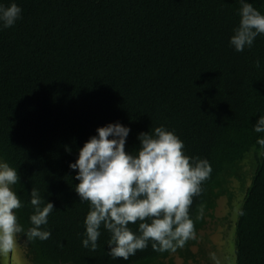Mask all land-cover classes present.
<instances>
[{"label":"trees","instance_id":"1","mask_svg":"<svg viewBox=\"0 0 264 264\" xmlns=\"http://www.w3.org/2000/svg\"><path fill=\"white\" fill-rule=\"evenodd\" d=\"M10 2L22 12L0 29V158L17 168L13 190L24 206L16 214L25 230L32 187L54 204L42 226L48 239L17 234L23 257L31 264H165L189 253L196 238L175 252L149 244L112 259L103 228L95 251L82 247L89 208L73 191L78 181L68 165L98 127L119 122L130 129L126 151L136 150L139 133L164 125L186 155L209 161L211 174L189 208L196 234L238 181L235 264H264V149L256 144L264 133L252 131L264 116V35L242 52L229 46L239 0H0ZM248 2L264 13V0Z\"/></svg>","mask_w":264,"mask_h":264},{"label":"clouds","instance_id":"2","mask_svg":"<svg viewBox=\"0 0 264 264\" xmlns=\"http://www.w3.org/2000/svg\"><path fill=\"white\" fill-rule=\"evenodd\" d=\"M239 3V21L229 38V46L236 52L251 48L255 38L264 35V13L248 0ZM21 12L15 2L0 4V29L12 27ZM252 131L264 133V116H259ZM129 132L119 122L98 127L68 165L78 181L73 191L89 208L81 245L95 251L103 228L109 235L106 253L112 259L127 260L149 244L156 252H175L196 238L189 208L211 174L210 163L186 155L183 141L164 125L139 133L135 151L125 150ZM256 144L264 149V136L257 137ZM18 181L17 168L0 158V254L15 247L18 233L41 241L51 235L42 226L48 224L54 204L37 188L32 187L28 194L31 226L25 230L18 223L16 210L24 206L13 190ZM202 217L201 206L197 219ZM130 224L138 225L136 231Z\"/></svg>","mask_w":264,"mask_h":264},{"label":"rangeland","instance_id":"3","mask_svg":"<svg viewBox=\"0 0 264 264\" xmlns=\"http://www.w3.org/2000/svg\"><path fill=\"white\" fill-rule=\"evenodd\" d=\"M229 193L230 196L223 195L216 200L211 216H205L206 224L196 234V243L189 246V253H176L172 259H165V264H235L233 223L243 195L238 181L234 180L230 184ZM0 264L31 263L23 257L21 247L16 241L15 247L9 253L0 254Z\"/></svg>","mask_w":264,"mask_h":264}]
</instances>
